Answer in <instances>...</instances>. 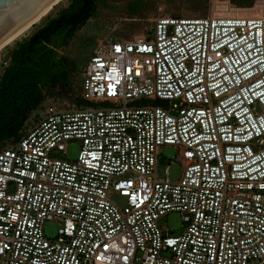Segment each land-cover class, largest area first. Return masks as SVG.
Returning a JSON list of instances; mask_svg holds the SVG:
<instances>
[{"label": "built area", "instance_id": "built-area-1", "mask_svg": "<svg viewBox=\"0 0 264 264\" xmlns=\"http://www.w3.org/2000/svg\"><path fill=\"white\" fill-rule=\"evenodd\" d=\"M80 98L0 147V264H264V16L99 42ZM163 146L177 180L157 175Z\"/></svg>", "mask_w": 264, "mask_h": 264}, {"label": "trees", "instance_id": "trees-1", "mask_svg": "<svg viewBox=\"0 0 264 264\" xmlns=\"http://www.w3.org/2000/svg\"><path fill=\"white\" fill-rule=\"evenodd\" d=\"M105 1L70 0L67 7L9 53L10 63L0 77V147L20 139L31 113L47 96L69 98L77 106L93 105L76 95L79 59L62 51ZM255 1L232 0L242 7H251ZM141 6L142 0L134 3L132 13ZM200 6L208 8L207 0Z\"/></svg>", "mask_w": 264, "mask_h": 264}, {"label": "rangeland", "instance_id": "rangeland-1", "mask_svg": "<svg viewBox=\"0 0 264 264\" xmlns=\"http://www.w3.org/2000/svg\"><path fill=\"white\" fill-rule=\"evenodd\" d=\"M137 1L139 0H106L95 16L89 19L86 25L76 33L70 43L63 49L62 52L69 57L79 59V75L75 83L78 97L81 92L84 67L99 42L110 39L133 40L139 37L148 38L152 35L156 21L166 17L264 16V0H256L251 7L238 6L232 0H207L208 8L205 9L200 6L204 0H142V6L137 13L133 14L132 6ZM69 4L70 0H65L41 24L35 26L25 37L0 54V77L10 63L9 53L46 24L50 18L56 16L61 8L67 7ZM50 105L59 108L78 107L76 102L69 98L47 96L40 108L31 113L26 128L28 129L33 125ZM79 150L80 145L78 142L69 143L67 145L66 158L75 160ZM177 158L178 150L175 147H161L157 159L158 177H165L164 169L169 166L170 178L172 180L179 179L182 173V165ZM160 224L176 234H180L184 230L182 215L178 212L168 213L161 218ZM56 229L57 226L55 224H47V235L54 236Z\"/></svg>", "mask_w": 264, "mask_h": 264}, {"label": "water", "instance_id": "water-1", "mask_svg": "<svg viewBox=\"0 0 264 264\" xmlns=\"http://www.w3.org/2000/svg\"><path fill=\"white\" fill-rule=\"evenodd\" d=\"M49 0H0V39L31 18Z\"/></svg>", "mask_w": 264, "mask_h": 264}, {"label": "bare ground", "instance_id": "bare-ground-1", "mask_svg": "<svg viewBox=\"0 0 264 264\" xmlns=\"http://www.w3.org/2000/svg\"><path fill=\"white\" fill-rule=\"evenodd\" d=\"M65 0H49L31 18L15 28L9 35L0 39V54L7 50L15 42L25 37L35 26L41 24L49 17Z\"/></svg>", "mask_w": 264, "mask_h": 264}]
</instances>
